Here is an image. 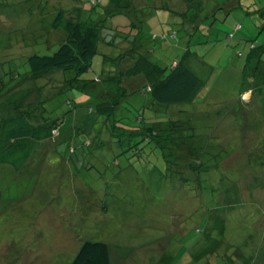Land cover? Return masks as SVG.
I'll list each match as a JSON object with an SVG mask.
<instances>
[{
	"label": "rangeland",
	"instance_id": "rangeland-1",
	"mask_svg": "<svg viewBox=\"0 0 264 264\" xmlns=\"http://www.w3.org/2000/svg\"><path fill=\"white\" fill-rule=\"evenodd\" d=\"M214 1L223 4L216 8ZM170 2L103 0L92 7L89 0H0V128L13 113L32 124L65 115L55 151L24 180L23 198L0 215V264H66L85 240L108 243L111 264H120V255L121 264H264V82L256 75L264 50L259 58L249 56L240 36L227 37L241 24L237 35L263 39L264 0H205L202 23L192 31L184 28L189 21L170 17L179 15L169 11ZM72 4L97 13L108 4L101 34L117 38L111 45L99 41L91 70L80 77L105 71L119 54L116 43L131 37L140 48L137 57L166 67L185 55L204 80L190 103L174 104L179 115L183 107L190 109L195 141L204 140L197 155L206 173L194 172L203 179L200 191L164 178L184 170L165 163L146 141L130 150L117 143L101 129L103 116L95 119L91 98L53 84L61 70L26 77L30 54L52 53L59 45L64 33L52 20L59 8L76 17ZM121 42L125 51L134 45ZM123 61L134 63L127 56ZM247 88L254 91L243 92ZM128 108L132 117L137 108L130 101Z\"/></svg>",
	"mask_w": 264,
	"mask_h": 264
},
{
	"label": "trees",
	"instance_id": "trees-1",
	"mask_svg": "<svg viewBox=\"0 0 264 264\" xmlns=\"http://www.w3.org/2000/svg\"><path fill=\"white\" fill-rule=\"evenodd\" d=\"M89 1L94 7L103 0ZM215 3L218 4L216 8H220L223 4ZM102 5L104 9L97 13L92 7L85 8L80 5L75 8L76 5L72 4L71 8L74 7L73 14L76 17L68 15L67 11L70 10L59 8L52 20V27L62 31L64 36L52 53H32L27 57L29 75L26 77L37 79L61 70L63 76L53 84L61 83L60 92L69 89L83 91L91 98L92 102L96 103L95 119L100 115L103 116L101 129L106 128L108 135L116 139L117 143L129 145L125 149L130 150L135 145L146 141L160 151L165 163L174 162L171 164L174 165L173 167L184 170L183 174L185 175H176L175 178L166 172L163 175L164 178L175 181L180 189L187 184L191 190L200 191L203 187L201 184L203 179H197L194 172L203 170L201 173H206V167L202 168L204 164L199 161L197 155V150L200 149L204 140L199 143L195 141L198 134H195L197 132L187 116L190 109L183 107L182 113L179 115L181 108L174 104L190 103L204 80L189 68L185 55L173 58L166 67L149 63L143 56V58L137 57V50L140 48L136 46L137 42L133 41L131 37H121L116 43L119 47V54L114 57L112 63L105 65V71L94 75L93 78L80 77L81 72L91 70L92 59L98 53L99 41L109 45L117 41V38L110 40L104 31L103 35L101 34L104 30L101 17L110 12L108 4ZM167 5L170 6L169 11L173 8L174 13L179 14L170 17H179L178 19L183 20L184 23L189 21L192 26L189 23L184 28L192 31L193 28L201 25L200 11H203L207 4L205 0H171ZM178 6L186 8V10L181 12ZM261 8V13L264 15V6ZM75 9H77L76 12ZM94 13L96 14L94 15ZM241 27V24H237L234 27V32L227 33L228 39L240 36L237 40L243 41L245 49L247 46L251 49L248 55L251 56V53L254 52L252 55L259 58V52L264 50V38L244 39L243 35H237ZM170 36L176 37V32L172 31ZM121 41H127L134 45L125 51L121 49ZM188 50L186 49L184 54ZM133 54H136V58L133 57ZM125 56L134 63L126 65L123 61ZM256 69V75L259 76L261 82H264V62L258 61ZM243 74L244 72H242ZM246 77L252 78L250 75ZM129 81L135 82V84H129ZM251 91L253 92L254 89L243 90L247 93H251ZM137 92L148 94L149 97L143 100L141 94H137ZM240 99L245 101L241 94ZM261 99L264 101V96ZM129 101L137 108L132 117L127 116ZM68 102L70 103V101ZM171 107L173 109L169 110ZM3 113L0 106V115ZM261 113L264 117V106L261 108ZM5 119V122L10 121V123L0 128V215L2 212L3 215L5 214L3 210L6 207L8 211L19 198H23L24 180L37 171L41 162L51 151H55L54 143L57 141L55 135H60L59 123L64 121L65 115L49 121H46L44 117L43 123L39 122L38 124H32L26 119L19 121L14 113ZM99 129H95L96 137H99ZM77 144L79 145V142ZM40 146L43 148L42 153L39 152ZM191 153L193 154L192 158ZM169 166L168 169H170ZM210 173L209 169L206 179L210 177ZM1 182L3 183L1 184ZM203 185L205 187V183ZM11 189L18 191L17 194L14 195ZM196 230L198 231V228ZM165 252H168L166 248L164 254ZM120 257L119 263L121 264L123 257L121 255ZM66 264H111L109 244L103 241L85 240L80 244L74 258Z\"/></svg>",
	"mask_w": 264,
	"mask_h": 264
}]
</instances>
